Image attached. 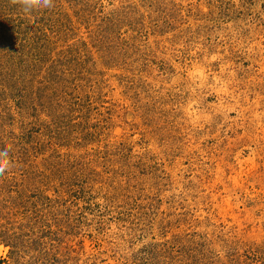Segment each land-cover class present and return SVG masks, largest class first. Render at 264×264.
Masks as SVG:
<instances>
[{"label": "rangeland", "instance_id": "rangeland-1", "mask_svg": "<svg viewBox=\"0 0 264 264\" xmlns=\"http://www.w3.org/2000/svg\"><path fill=\"white\" fill-rule=\"evenodd\" d=\"M0 264H264V0H0Z\"/></svg>", "mask_w": 264, "mask_h": 264}, {"label": "clouds", "instance_id": "clouds-1", "mask_svg": "<svg viewBox=\"0 0 264 264\" xmlns=\"http://www.w3.org/2000/svg\"><path fill=\"white\" fill-rule=\"evenodd\" d=\"M20 3L25 12L31 11L34 7L51 8L54 6V0H20ZM11 150L10 144L0 146V174L5 173L13 166Z\"/></svg>", "mask_w": 264, "mask_h": 264}, {"label": "trees", "instance_id": "trees-1", "mask_svg": "<svg viewBox=\"0 0 264 264\" xmlns=\"http://www.w3.org/2000/svg\"><path fill=\"white\" fill-rule=\"evenodd\" d=\"M5 261V264H14L15 262H13V260H7V259H5L4 260Z\"/></svg>", "mask_w": 264, "mask_h": 264}, {"label": "bare ground", "instance_id": "bare-ground-1", "mask_svg": "<svg viewBox=\"0 0 264 264\" xmlns=\"http://www.w3.org/2000/svg\"><path fill=\"white\" fill-rule=\"evenodd\" d=\"M2 247H0V250H1Z\"/></svg>", "mask_w": 264, "mask_h": 264}]
</instances>
